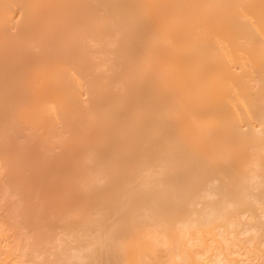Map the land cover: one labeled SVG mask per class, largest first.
Instances as JSON below:
<instances>
[{
    "label": "bare ground",
    "instance_id": "6f19581e",
    "mask_svg": "<svg viewBox=\"0 0 264 264\" xmlns=\"http://www.w3.org/2000/svg\"><path fill=\"white\" fill-rule=\"evenodd\" d=\"M0 264H264V0H0Z\"/></svg>",
    "mask_w": 264,
    "mask_h": 264
}]
</instances>
